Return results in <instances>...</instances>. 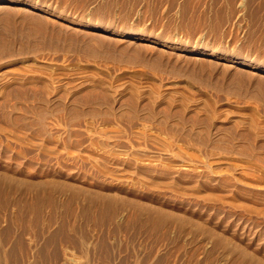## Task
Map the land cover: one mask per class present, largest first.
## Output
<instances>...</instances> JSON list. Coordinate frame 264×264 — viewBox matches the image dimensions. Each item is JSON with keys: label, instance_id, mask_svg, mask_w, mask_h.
<instances>
[{"label": "rangeland", "instance_id": "rangeland-1", "mask_svg": "<svg viewBox=\"0 0 264 264\" xmlns=\"http://www.w3.org/2000/svg\"><path fill=\"white\" fill-rule=\"evenodd\" d=\"M0 180V264H264V0H0Z\"/></svg>", "mask_w": 264, "mask_h": 264}, {"label": "bare ground", "instance_id": "bare-ground-1", "mask_svg": "<svg viewBox=\"0 0 264 264\" xmlns=\"http://www.w3.org/2000/svg\"><path fill=\"white\" fill-rule=\"evenodd\" d=\"M2 178V177H1ZM0 183H1V180H0Z\"/></svg>", "mask_w": 264, "mask_h": 264}]
</instances>
